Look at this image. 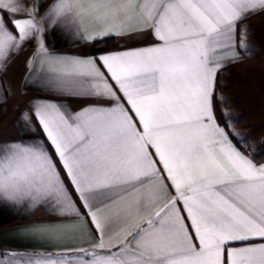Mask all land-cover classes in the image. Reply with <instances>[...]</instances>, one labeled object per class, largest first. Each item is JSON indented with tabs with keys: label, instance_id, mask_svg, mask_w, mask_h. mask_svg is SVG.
Returning <instances> with one entry per match:
<instances>
[{
	"label": "snow or ice",
	"instance_id": "1",
	"mask_svg": "<svg viewBox=\"0 0 264 264\" xmlns=\"http://www.w3.org/2000/svg\"><path fill=\"white\" fill-rule=\"evenodd\" d=\"M38 8L0 0V12L26 17L12 20L14 34L0 15V66L44 31ZM260 10L264 0H52L41 19L82 40L150 31L157 42L95 59L52 56L40 42L50 80L86 77L68 94L99 103L33 105L47 144L0 142V203L87 215L98 239L5 253L7 264H264V165L237 147L228 114L221 126L214 113L221 60L236 62L238 23ZM239 35L247 48V29ZM65 227L25 232L54 239Z\"/></svg>",
	"mask_w": 264,
	"mask_h": 264
},
{
	"label": "crops",
	"instance_id": "2",
	"mask_svg": "<svg viewBox=\"0 0 264 264\" xmlns=\"http://www.w3.org/2000/svg\"><path fill=\"white\" fill-rule=\"evenodd\" d=\"M51 3L52 0H23L26 8H37L39 5L35 16L37 20H41L44 31L25 41L18 51L10 52L6 62L0 66V142L35 143L42 141L47 144L44 133L33 117L34 104L44 101L57 102L75 112L99 103L98 98L95 97L68 94L76 87L75 80L87 79L86 77H74L69 74L65 78L63 88L58 87L50 80L57 73L50 71L49 65L42 59L44 54L38 52L41 41L48 54L68 59H95L102 54L139 49L157 42L150 31L128 36L112 35L95 40H82L64 26L51 25L47 20L41 19ZM0 15H3L6 26L14 34L16 29L13 27L12 20L26 18L23 14L7 13L6 11L0 12ZM261 21H264V10L257 11L238 23L236 35L238 59L236 62H232L230 59L221 60L224 66L217 73L215 93L219 98V86L221 90H227V85H229L230 88L227 91L233 92L234 89L235 96L240 97L239 91L244 90L245 87L246 91H251L252 115L257 117H264V95L259 92L260 84L264 85V78L260 77L259 73H255V70L264 68V60L254 58L259 57V54L264 51L252 37L256 31H259L258 27ZM245 28L247 36L243 39V43L247 45V48L242 49L238 47L241 42L239 29ZM111 38L116 40L111 47L100 53L89 54V49L101 48L103 46L99 42ZM250 53L257 55H253V59H247ZM248 70L253 71L249 72ZM223 108L224 105L221 107L219 99H217L214 104V113L217 123L221 126H225L222 118ZM25 113L29 115V121L24 120ZM231 129L234 130L232 127ZM235 132L238 133L239 130L237 129ZM234 142L254 163L264 165V157L255 150L260 149L262 145L254 134L239 135L234 139ZM49 151H51V147H49ZM170 191L174 192L172 189ZM34 223L66 227L56 238L48 239L33 237L25 232V229ZM97 239V232L87 215L83 216L81 220H77L72 216L56 214L50 207L43 204L29 208L27 205L15 206L0 203V264H7V261L3 259L5 253L14 252L26 255L61 253L65 252L67 248H90Z\"/></svg>",
	"mask_w": 264,
	"mask_h": 264
},
{
	"label": "rangeland",
	"instance_id": "3",
	"mask_svg": "<svg viewBox=\"0 0 264 264\" xmlns=\"http://www.w3.org/2000/svg\"><path fill=\"white\" fill-rule=\"evenodd\" d=\"M260 23L261 24L258 27L259 31H256L254 36L252 37V39L256 43L258 42L255 36L264 38V21H261ZM253 55L254 54L250 53L248 55L249 58L247 59H253ZM254 59L264 60V52L260 53L259 57ZM252 71L253 70H250L249 72ZM255 71V73H259L260 77L264 78V68ZM227 88L229 89L230 86L227 85ZM259 88V92L264 95V85L260 84ZM227 90H221L220 86L218 88L219 98H222L219 99V103L221 107H223L224 105L223 112H226L228 114V123L231 125L232 128H234L235 131L237 129L239 130L238 133L240 134V136L254 134L256 136V139L259 140L260 144L262 145L260 149L258 148L255 150L257 153L260 152L261 155L264 157V117H257L255 115H252V103L250 102L252 96L251 91H246L244 87V90L242 89L239 91L241 93L240 97H236L234 89L233 92ZM222 118L225 122L226 117L223 116Z\"/></svg>",
	"mask_w": 264,
	"mask_h": 264
},
{
	"label": "trees",
	"instance_id": "4",
	"mask_svg": "<svg viewBox=\"0 0 264 264\" xmlns=\"http://www.w3.org/2000/svg\"><path fill=\"white\" fill-rule=\"evenodd\" d=\"M258 44L260 45V47L262 48V50L264 51V38L262 37H259V36H255ZM115 39L111 38V39H106V40H103L101 42H99L100 45L103 46V48H109L111 47L114 43H115Z\"/></svg>",
	"mask_w": 264,
	"mask_h": 264
},
{
	"label": "water",
	"instance_id": "5",
	"mask_svg": "<svg viewBox=\"0 0 264 264\" xmlns=\"http://www.w3.org/2000/svg\"><path fill=\"white\" fill-rule=\"evenodd\" d=\"M106 48H91L89 49V54L93 55V54H96V53H100L102 52L103 50H105Z\"/></svg>",
	"mask_w": 264,
	"mask_h": 264
}]
</instances>
